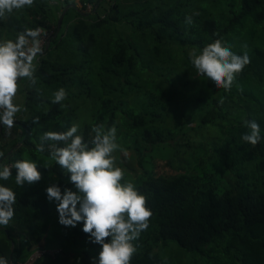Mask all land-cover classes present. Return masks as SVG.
<instances>
[{
	"label": "trees",
	"instance_id": "trees-1",
	"mask_svg": "<svg viewBox=\"0 0 264 264\" xmlns=\"http://www.w3.org/2000/svg\"><path fill=\"white\" fill-rule=\"evenodd\" d=\"M87 1L94 6L90 12L83 10ZM80 3L83 6L76 8L73 0H58L56 4L35 0L30 8L33 22L17 26L19 34L53 24L55 33L43 55L37 57V87L43 94L38 96L28 83L24 88L22 117L16 118L13 127H24L21 137L9 145L0 130V152L4 154L0 165L31 160L38 154L49 157L52 142L41 141L42 135L49 130L67 131L73 123V117L65 113L66 100L64 106L54 104L52 94L63 87L69 95L71 88L78 87L100 102L91 122L83 126L85 140L94 124L112 127L118 110L127 126L123 138L130 139L123 148L132 150L141 165V174L132 182L147 197L153 216L149 228L134 241L138 250L132 264H171L156 250L167 241L204 264H264V0ZM188 16L192 17L191 25L185 22ZM67 24L64 34L62 28ZM120 26L126 32H121ZM221 37L234 52L242 55L247 51L251 59L230 92L188 71L190 61H184L188 50H202ZM192 94L201 109L197 114L200 124L227 120L233 107L229 103L235 102L237 109H242L243 119L225 124V137L214 147L222 169L216 175L212 167L200 165L195 174L183 170L171 179L156 178L153 169L144 167L146 152L165 148L169 139L182 131L184 121H189L187 114L194 116L193 112H173L174 99L188 100ZM245 120H256L260 125L262 139L255 146L242 140L249 131ZM41 143L43 153L37 151ZM49 165H37L42 179L35 184L18 186L15 168L11 179L0 180L17 194L13 218L17 228L0 230V256L21 261L36 247H58L61 253L55 259L43 257L36 264H93L92 258L98 261L102 245L94 243L83 226L62 225L58 203L51 205L53 201L47 198L46 189L53 184L62 193L69 188L75 191L71 174L56 162ZM225 172L230 178H225ZM69 228L73 234H83V240L68 251L62 243L70 236Z\"/></svg>",
	"mask_w": 264,
	"mask_h": 264
},
{
	"label": "clouds",
	"instance_id": "clouds-1",
	"mask_svg": "<svg viewBox=\"0 0 264 264\" xmlns=\"http://www.w3.org/2000/svg\"><path fill=\"white\" fill-rule=\"evenodd\" d=\"M35 0H0V18L14 10L34 5ZM192 24V17H186ZM42 29L28 28L21 31L16 39L0 42V124L10 132L15 126L16 116L22 107L15 103L21 88V81H27L28 87L42 95L37 87V57L43 55L41 41ZM217 35H219L217 33ZM245 49L247 45L243 46ZM233 46L217 38L202 50L191 49L189 56L200 77H206L217 89L230 92L237 76L251 63L247 51L237 54ZM242 90V89H241ZM68 92L61 87L52 94V103L62 104ZM220 103H223V98ZM62 106H64L62 104ZM36 121V120H35ZM37 122V121H36ZM249 131L242 140L255 146L262 139L260 125L256 120H245ZM79 133V126L73 125L67 131H46L41 141H51L49 161L58 164L65 173H70L71 188L63 193L58 185L46 189L49 201H57L59 222L75 227L83 221V231L90 234L94 243L102 245L97 261L93 264H132L137 253L134 241L149 228L153 216L147 197L136 185L125 179V170L117 165V151H123L117 142V128L94 124L85 140ZM62 145V146H60ZM37 151L43 153L41 143ZM0 152V157H3ZM17 169L15 183L22 187L25 182L35 184L42 179V173L33 160H17L11 166L0 165V180L12 178V169ZM16 192L0 184V226L8 227L14 218ZM79 205V208L77 207ZM110 238V240L108 239ZM0 264H9L6 257L0 256Z\"/></svg>",
	"mask_w": 264,
	"mask_h": 264
},
{
	"label": "rangeland",
	"instance_id": "rangeland-1",
	"mask_svg": "<svg viewBox=\"0 0 264 264\" xmlns=\"http://www.w3.org/2000/svg\"><path fill=\"white\" fill-rule=\"evenodd\" d=\"M39 1V0H36ZM58 0H50V3L56 4ZM74 1V0H73ZM75 3V1H74ZM79 4V3H78ZM62 4H60V8ZM29 8V9H27ZM31 7H25L21 10H14L11 14H6L4 18H0V42L6 41L8 39H15L18 30V25H26L28 26L31 22H33V17L31 14ZM71 19V18H70ZM41 29V28H40ZM68 24L62 28L63 33H67ZM121 32H126V28L120 26ZM190 50L187 51V57H184V61H190V69L188 67V71L191 70L195 74H197V70L194 65L191 64V59L189 56ZM56 52L53 51L52 55ZM196 82H199V77L194 78ZM28 82L22 80L21 88L17 94L15 99V103L24 108L25 102V86ZM194 83V82H193ZM192 98L181 99L176 98L175 104L173 107L175 108V113H179L180 111H184L186 113L193 112L194 116L191 114H187V118L189 121H184L182 127V131L173 138L169 139V144L165 148H159L153 151H147L144 160V167L147 169H153V175L156 178L163 179H171L177 174L181 172H188L195 174L197 173L195 167L199 166H207L208 169L215 172L218 175L219 170L222 169L220 163L218 162L217 155L215 154L214 147L220 144L225 137L224 127L228 122L237 123L238 121L243 119L242 109H237V104L234 102L229 103V105H233L230 109L229 118L223 122H218L214 125L209 124H200L198 121L197 114L201 112L199 105H195L196 95L192 94ZM67 107L66 114L71 115L73 117L72 126H79V133H82L83 126L85 123H90L92 115L95 113L96 109L100 106V102L97 97H88L85 93L80 92V88L73 87L70 89L69 95L66 99ZM173 113L172 111H169ZM22 117L21 112L17 114L16 118ZM120 117V111L117 110V116L115 119V126L117 128V142L121 145L123 151H117V165L125 170V179L132 182L135 175L141 174V168L138 164V159L134 152L130 149L123 148V145L129 143V138L124 139L123 134L126 132V127ZM169 125L172 127L174 124L173 119H170ZM2 132L4 133L5 127L1 124ZM226 133V132H225ZM4 137V135L2 136ZM13 142V141H12ZM15 143V142H14ZM12 144V143H10ZM9 144V145H10ZM49 157H45L44 155H35L31 160L35 161L37 165L45 164V161L48 160ZM54 161H49V164H52ZM184 170V171H183ZM224 174V173H223ZM229 177V173L224 174ZM75 191L77 189L75 188ZM58 202L53 200L50 204H57ZM79 208V205H77ZM58 218V217H57ZM59 219V218H58ZM61 227V224H59ZM76 226H83V221L78 222ZM71 228V226H70ZM70 236L63 247L69 251V249L77 248L82 244L83 234L77 235L73 234L72 229H70ZM62 230V229H61ZM85 236V235H84ZM61 238V237H60ZM62 239V238H61ZM61 245V246H62ZM156 250L160 252L164 257H168L172 262L171 264H204V261L200 258H196L194 260L191 254L186 251L180 249L176 243L172 241H167L166 243H161ZM73 252H70L72 254Z\"/></svg>",
	"mask_w": 264,
	"mask_h": 264
},
{
	"label": "built area",
	"instance_id": "built-area-1",
	"mask_svg": "<svg viewBox=\"0 0 264 264\" xmlns=\"http://www.w3.org/2000/svg\"><path fill=\"white\" fill-rule=\"evenodd\" d=\"M82 6L83 4L82 5L80 4V7ZM92 9H94L92 2L87 1L84 3V8H83L84 11L90 12ZM41 29H42V35H41L42 47L43 49H45L47 48L51 37L55 33V25L52 24L46 28H41ZM50 145L51 144L48 145L49 148ZM7 165L11 166L12 164L8 163ZM60 253H61V249L58 247H52V248L36 247L31 251V253L25 260H21V261L10 260L9 264H36V262L43 257L50 258L53 260Z\"/></svg>",
	"mask_w": 264,
	"mask_h": 264
},
{
	"label": "crops",
	"instance_id": "crops-1",
	"mask_svg": "<svg viewBox=\"0 0 264 264\" xmlns=\"http://www.w3.org/2000/svg\"><path fill=\"white\" fill-rule=\"evenodd\" d=\"M75 1V3H74V5H75V7L76 8H79L80 7V0H74ZM79 3V4H78ZM3 125V124H2ZM0 130H2V127L0 128ZM22 132H23V129H22V127L20 126V128H16V129H11L10 130V132L5 128L4 129V133H3V135H4V137H3V140H4V142H7V144H9V143H11L12 141H14V140H16V139H19L20 137H21V135H22ZM2 135V136H3ZM19 143V142H18ZM18 143L16 144V146H19L18 145ZM9 226H11V227H13V228H17V224H16V222H14V221H12V223L9 225ZM2 228H4L3 226H0V230L2 229ZM16 231V230H15Z\"/></svg>",
	"mask_w": 264,
	"mask_h": 264
},
{
	"label": "water",
	"instance_id": "water-1",
	"mask_svg": "<svg viewBox=\"0 0 264 264\" xmlns=\"http://www.w3.org/2000/svg\"><path fill=\"white\" fill-rule=\"evenodd\" d=\"M61 17H62V16H60L59 19H58V25H59L60 22H61ZM0 126H1V124H0ZM21 127H22V126H21ZM22 129H24V127H22ZM18 145H20V142L18 143Z\"/></svg>",
	"mask_w": 264,
	"mask_h": 264
}]
</instances>
